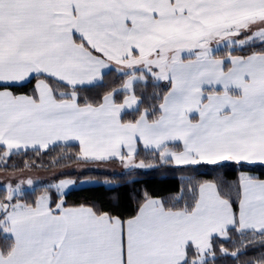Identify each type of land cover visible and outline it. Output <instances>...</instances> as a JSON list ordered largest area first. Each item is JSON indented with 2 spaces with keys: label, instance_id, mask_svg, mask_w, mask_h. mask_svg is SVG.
<instances>
[{
  "label": "snow or ice",
  "instance_id": "6c2138e0",
  "mask_svg": "<svg viewBox=\"0 0 264 264\" xmlns=\"http://www.w3.org/2000/svg\"><path fill=\"white\" fill-rule=\"evenodd\" d=\"M35 157L179 179L127 218L8 180L0 264H264V0H0V171Z\"/></svg>",
  "mask_w": 264,
  "mask_h": 264
},
{
  "label": "trees",
  "instance_id": "16d2710c",
  "mask_svg": "<svg viewBox=\"0 0 264 264\" xmlns=\"http://www.w3.org/2000/svg\"><path fill=\"white\" fill-rule=\"evenodd\" d=\"M88 95L95 96L96 91L93 90L89 92ZM21 162L22 158H17L15 165H20ZM28 163L32 165L31 170L64 169L81 164L80 162H66V166L62 165L60 167H55L51 166V157H35L30 159ZM101 173L103 172H84L81 175L75 173L71 175H65L64 177H80L99 180L102 179ZM253 174L264 176V170H258ZM235 177L236 173L233 172L229 178L235 179ZM178 179L179 177L176 174L167 172L165 170L154 169L147 173L138 174L126 179L124 182V187L120 189L119 193H112L107 188L100 186L99 184L71 189L68 191V194L65 198V203L69 206L94 204L105 210L113 211L114 214H118L127 218L136 212L139 204L143 202L145 193L154 198H165L176 188ZM43 188H46V186H40L35 188L33 191H28L29 196L27 198L29 201L35 198V196L31 195L32 192H35L36 195H39L41 194ZM0 190H2V188H0ZM51 191L53 193V199H55V189L53 188ZM223 264H231V261L225 259Z\"/></svg>",
  "mask_w": 264,
  "mask_h": 264
},
{
  "label": "rangeland",
  "instance_id": "374dc122",
  "mask_svg": "<svg viewBox=\"0 0 264 264\" xmlns=\"http://www.w3.org/2000/svg\"><path fill=\"white\" fill-rule=\"evenodd\" d=\"M100 167V168H99ZM94 166V164H77L71 167H67L64 169H55V170H25V172H16V173H9V172H2L0 171V188H3L5 183L8 180H15L17 177L27 176L34 181L33 188H26V191H33L35 188L40 186H48L52 184L58 183L60 180L63 179H73L77 181L75 186L70 187L67 192L74 188H80L89 185H96L94 183H84L83 181H96V179L90 178H80V177H64L65 175H71L77 173L81 175L84 172H107V170H111L109 172H119L121 169L117 166Z\"/></svg>",
  "mask_w": 264,
  "mask_h": 264
},
{
  "label": "crops",
  "instance_id": "0c3cea01",
  "mask_svg": "<svg viewBox=\"0 0 264 264\" xmlns=\"http://www.w3.org/2000/svg\"><path fill=\"white\" fill-rule=\"evenodd\" d=\"M89 164H94V166H100V165H105V166H115L116 168L115 169H117V166L118 165H106V164H98V163H89ZM100 168V167H99ZM109 171H111V170H107V172H109ZM104 173V172H103Z\"/></svg>",
  "mask_w": 264,
  "mask_h": 264
}]
</instances>
